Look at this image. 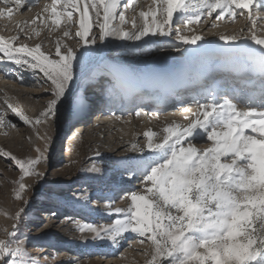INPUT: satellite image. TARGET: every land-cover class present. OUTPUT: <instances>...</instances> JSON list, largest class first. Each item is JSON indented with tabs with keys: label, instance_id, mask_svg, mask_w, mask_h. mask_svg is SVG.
I'll return each instance as SVG.
<instances>
[{
	"label": "snow or ice",
	"instance_id": "snow-or-ice-1",
	"mask_svg": "<svg viewBox=\"0 0 264 264\" xmlns=\"http://www.w3.org/2000/svg\"><path fill=\"white\" fill-rule=\"evenodd\" d=\"M26 3L0 0V16L10 17L14 7L19 10ZM128 9L132 10L131 17L126 15ZM43 12L49 15L38 16L31 23L39 19L49 33L62 28V37L75 40L76 46L58 38L53 56L42 50L43 41L34 46L14 43L20 40L19 33L27 39L41 34L36 28L29 33L21 27L17 35L0 36V60L19 69H38L51 82L53 98L34 118L7 99L3 102L12 114L36 128L37 138L45 143L49 140L47 132L41 134L37 126L47 125L60 105L67 103L71 109L74 67L84 55H78L79 49L106 37L140 41L150 35H175L185 44H196L202 37L183 35L182 29L191 30L201 17L234 22L247 12L249 34L238 44L236 35L225 34L220 39L232 42L238 55L255 61L264 76V34L256 30L257 20H264V0H152L147 10L141 0H51ZM180 21L182 28L172 27ZM76 24L78 28L72 31ZM128 24L131 27L126 29ZM94 26L99 29L98 36L92 34ZM247 99L252 103H242L237 96L216 99L213 95L204 103L196 102L191 118L184 117L186 124L172 121L159 132L145 131V145H132L135 151H149L139 165L142 190L126 192L124 198L130 203L124 208L108 205L109 212L117 216L111 223L83 225L79 231L93 233L94 240L104 238L113 243L129 232L147 237L152 252L146 264H264V88L259 102ZM80 103L87 104L86 97ZM7 110H0V127L15 126L6 118ZM198 138L210 143L198 147ZM36 152L39 155L28 159L2 153L21 173L17 199H22L20 192L30 187L24 183L26 177L39 179L44 175L37 168L43 152L40 148ZM90 170L100 171L95 166ZM24 212L21 208L10 217L15 221L10 231L4 229L0 264H36L24 241L17 239Z\"/></svg>",
	"mask_w": 264,
	"mask_h": 264
},
{
	"label": "rangeland",
	"instance_id": "rangeland-1",
	"mask_svg": "<svg viewBox=\"0 0 264 264\" xmlns=\"http://www.w3.org/2000/svg\"><path fill=\"white\" fill-rule=\"evenodd\" d=\"M16 18L17 15H13L1 22L0 35L14 30L13 21ZM233 25L217 24L203 32L202 28H196L204 41L196 46L178 42L173 35H161L147 41L148 48L145 49L144 44L143 52L151 49L152 56L160 57L158 63L162 64L168 61V56L174 58L175 51L182 50L183 59L188 63L184 76L200 82L209 77L204 82L211 83L213 69L224 53L215 49L218 44L210 39L209 34L216 35L221 31L229 34L226 30L230 27H240L239 24ZM241 36L238 32L237 37ZM225 48H228L225 52L227 57L237 59L240 56L233 43ZM90 52L87 67L74 68L71 109L67 103L60 105L57 115L47 125L37 126L41 134L47 132V143L37 138L36 128L12 114L3 102L6 100L4 92H10L19 99L21 110L34 118L45 110L53 98L51 82L38 69H19L15 64L8 66L0 63V110H7L6 118L15 125L0 127V239L5 238L4 229L10 231L15 222L10 217L24 208L25 212L18 222L17 239L24 241L27 253L35 257L36 264H146L152 252V244L147 237L129 232L113 243L104 238L94 240L93 233H82L73 228V224L107 225L117 218L105 207V199L116 195L111 206L126 207L130 201L124 198L125 193L142 190L139 165L149 155L146 148L143 153L132 148L133 144L145 145L139 132L127 122L120 125L110 118L122 142V148L118 150L113 146L114 139L104 130L110 119L100 117L97 112L101 102L106 100L105 84L99 79L89 80L98 61L115 58L130 65L129 56L118 54L116 57L117 54L106 49L100 59L101 43L98 40L90 46ZM248 62L255 64V61L244 57V63ZM78 94L87 95V100L93 99L91 107L79 103L82 108L77 111L75 101L79 100ZM236 96L241 97L242 93L237 92ZM183 100H186L184 96H177L174 100L179 109L186 105ZM148 124L144 120L139 127L142 129ZM100 128L104 130L101 134ZM37 148L44 156L37 168L44 175L39 179L26 177L24 183L30 187L20 192L22 199H17L21 173L15 162L2 153L28 159L39 155ZM93 166L100 171H91ZM141 240L144 242L141 243Z\"/></svg>",
	"mask_w": 264,
	"mask_h": 264
},
{
	"label": "bare ground",
	"instance_id": "bare-ground-1",
	"mask_svg": "<svg viewBox=\"0 0 264 264\" xmlns=\"http://www.w3.org/2000/svg\"><path fill=\"white\" fill-rule=\"evenodd\" d=\"M151 2L152 0H141L145 10H147V7L151 4ZM50 3L51 0H27L25 7L19 10H16L14 7L13 14L10 18L13 15H17V18L20 16L21 18L14 19V30H12V32L0 36L9 38L13 35H17L21 27H24L25 31L29 33L31 32V29L36 28L41 31L39 37L32 35L30 39H27L23 33H19L20 40L14 43L24 42L29 46H34L36 43L43 41L42 50L46 53L52 54L53 56L55 51L54 41L58 38L75 47V40H67V38L62 37V28L49 33V30L43 27V24L39 19H37L36 24L31 23L33 19H36L38 16L42 15L47 17L49 15L48 13H44L43 9L46 4ZM28 4H31L32 6L29 8ZM126 15L131 17L132 10H126ZM246 16L247 12H245V16L237 17L234 22L227 19L224 21H215L214 18L201 17L200 23L191 25V30L187 28L182 29V34L186 36L198 35L195 31L196 28H202L203 32L206 28L214 27L212 26L213 24H234L233 26L239 24L240 27L237 26V29L230 27L226 30V32H229V34L226 35L237 36L238 32L242 35L241 38L238 37V41L236 42L238 44L243 37L249 34L247 28L251 25L250 21L246 19ZM8 18L9 16L7 14L0 16V25L1 22L4 23L8 20ZM76 18L78 19V16ZM182 25L183 21H180L179 23H174L172 27L182 28ZM130 27V24L126 25V29ZM76 28H78V24L72 27V31H75ZM261 28H264V20H257L256 30L258 34H264V32H261ZM241 29H244V31L241 32ZM221 32L225 33V31ZM221 32L216 35L209 34L210 39L218 44L215 49L224 53V56L219 58L220 61H218L216 68L213 69L211 75L214 76V78H212L213 80L211 83L204 82L205 80H208L209 77H203L204 79L200 82L194 80L193 78H187L184 76L185 68L188 63L183 59L184 52H182V50L175 51V57L173 58L168 56V61H165L162 64L158 63L160 57L155 58L152 56L151 49H148L145 53L143 52L142 46L144 44V48H148L146 45L147 41L153 40L161 35L146 36L140 41L120 40L115 37H106L103 42H100V59H102L104 51L106 49H110L111 53L114 52L117 54L115 55L116 57H118V54L128 55V62L130 65L121 62L119 59L103 58L102 61H98L97 64L93 66V73L89 80L96 81V79H99L100 81H103L105 84L104 88L107 93V95H105L106 100L104 99L105 102H101L99 107L97 106V112L100 117L111 118L120 125L126 122L129 123L130 125L128 126L134 128V131L139 132L140 138L142 137L146 142V138L143 136L145 131L151 129L159 132L162 127L172 121L186 124L187 121L184 117L189 116L191 118V113L196 111L197 108L196 102L199 101L200 103H204L207 100L212 99L213 95H215L216 99H220L225 95L236 96V93L238 92L242 93V96L240 97L242 103H252L251 99H247L248 97H252L256 102H259L262 88H264V76L261 75L256 63H244V57L242 56H238L237 60L233 57L229 58L225 55V52L228 50V48L225 47L228 46V44H232V42L225 43L221 40L220 36L225 35ZM92 34L98 36V27H93ZM173 36L174 39L181 42L175 37V35ZM202 42L204 41L200 40L197 41L196 44L190 45L196 46L198 44H202ZM252 47L256 48L257 46L252 45ZM85 48L90 49V46H84L79 49L78 55L79 53H84V55L82 59H78L75 63V67H87L91 57V52L90 50L85 52ZM121 51L122 53H120ZM1 62L8 66L14 64L7 60H0V63ZM240 89H242V91H239ZM218 91H220L221 94L218 93ZM4 95L5 99H7L9 103L14 104L21 109V105L17 97L8 91L4 92ZM86 96H83L82 94L77 95L79 100L76 99L75 101L77 104L76 110L82 108L78 104L80 103V100ZM177 96H186V100L182 101L185 102L186 105L182 106V109H179L177 107L178 104L174 102ZM190 97L192 99H189ZM87 98L89 97L87 96L86 99ZM100 99H103V97ZM91 101H93V99L87 100V104L85 105L90 106L92 104ZM141 109L143 111H141ZM185 109H188V111L186 112ZM137 112H141V114L137 116ZM111 119L108 121L109 123L107 122L108 125L104 127V130L111 135V138L114 139L113 146L118 150L122 148V142L118 133L115 132L116 127L110 123ZM144 120L149 124L147 127L140 129L139 126ZM104 130L100 128L99 133L101 134ZM195 143L198 147H202L206 146L207 143L210 142H207L205 138H198ZM116 198V195L108 196L105 199V207L108 208V205L114 204V200ZM121 202L123 203L124 200ZM79 227V224H73V228L79 229Z\"/></svg>",
	"mask_w": 264,
	"mask_h": 264
}]
</instances>
